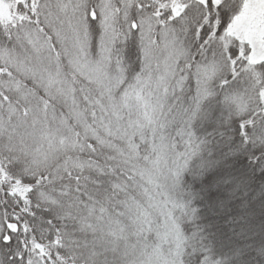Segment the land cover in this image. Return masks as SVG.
Masks as SVG:
<instances>
[{"label":"snow or ice","instance_id":"1","mask_svg":"<svg viewBox=\"0 0 264 264\" xmlns=\"http://www.w3.org/2000/svg\"><path fill=\"white\" fill-rule=\"evenodd\" d=\"M0 264H264V0H0Z\"/></svg>","mask_w":264,"mask_h":264}]
</instances>
